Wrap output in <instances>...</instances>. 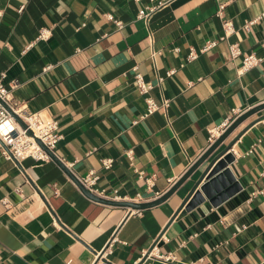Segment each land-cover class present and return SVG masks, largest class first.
Instances as JSON below:
<instances>
[{
  "label": "crops",
  "instance_id": "obj_1",
  "mask_svg": "<svg viewBox=\"0 0 264 264\" xmlns=\"http://www.w3.org/2000/svg\"><path fill=\"white\" fill-rule=\"evenodd\" d=\"M152 3L0 0L5 85L59 122L56 154L76 176L95 171L96 187L122 201L163 195L214 142L212 129L264 102V17L245 26L264 13V0H173L140 18ZM222 3L236 29L226 39ZM44 27L50 36L38 39ZM192 50L200 55L189 61ZM251 53L262 60L241 73ZM137 71L154 84L157 103L169 100L145 118ZM231 142L240 189L191 209L182 204L208 161L166 200L134 210L89 198L54 159L18 162L0 149V264H264V109L214 155Z\"/></svg>",
  "mask_w": 264,
  "mask_h": 264
},
{
  "label": "built area",
  "instance_id": "obj_2",
  "mask_svg": "<svg viewBox=\"0 0 264 264\" xmlns=\"http://www.w3.org/2000/svg\"><path fill=\"white\" fill-rule=\"evenodd\" d=\"M173 0H151L152 5L148 7V12L145 14H140V18L149 19L153 12L164 7L165 5L171 3ZM225 4L222 3L219 6L217 15L222 18V25L224 34L221 39H226L232 33L235 32V25L231 19H228L224 15ZM22 8V7H21ZM5 8L0 4V17L3 15ZM264 17V13L252 19L246 23V28L254 24L256 21ZM119 27L122 26L121 21H117ZM50 36V29L44 27L40 30L38 39H47ZM218 40H212L206 43V45L201 49V52L207 51L208 49L217 45ZM243 53L238 43H233L230 45V56L231 58H237ZM188 60L191 61L200 55L197 51L192 50L188 54ZM261 58L256 56L254 53L244 54L243 63L240 68V72H246L258 65L261 62ZM176 69L170 70L168 75H172ZM264 76V73H263ZM5 74H0V125L4 124V128L0 126V149L1 155L6 159H15L18 162L25 158L32 157L36 161L47 162L52 160L51 155L48 150L56 153V147L59 141L63 138L60 132L59 122L55 119H50L44 117L40 112L30 111L26 105L14 99L11 94L10 89L4 83ZM163 77L159 78V82L163 81ZM135 82L140 94L145 96L147 103V110L142 115L141 118L147 117L159 110L161 107H167L169 100L165 99L162 104H159L150 95L151 90L154 88V84L145 80L144 75L137 71L135 73ZM4 102L9 109H11L22 121H19L12 112L4 106ZM246 110L234 111V114L223 122L220 126L212 129L210 132V140L215 141L230 125L231 123ZM131 151H129L130 154ZM114 159L105 158L102 163L103 166L108 169L113 165ZM81 183L91 192L95 193L104 198L119 200L116 191L114 195H109L105 189L99 190L96 187L98 175L95 171H91L88 175L84 177H78ZM3 203L9 206V200L7 198L3 199ZM165 259H169V256H165Z\"/></svg>",
  "mask_w": 264,
  "mask_h": 264
},
{
  "label": "water",
  "instance_id": "obj_3",
  "mask_svg": "<svg viewBox=\"0 0 264 264\" xmlns=\"http://www.w3.org/2000/svg\"><path fill=\"white\" fill-rule=\"evenodd\" d=\"M8 109L9 107L4 103ZM264 109V102L260 103L250 109H247L244 113L239 115L231 125L208 147V149L193 163V165L180 177L176 183L170 187L163 195L157 199L149 202H135V201H122L101 197L88 190L76 176L63 162L56 153L48 150L52 159L57 161L63 169L72 177L73 181L80 187V189L91 199L117 205L126 206L134 210H141L153 205H156L166 200L198 167L208 161V165L204 172L193 186L189 195L182 204L186 209H191L203 202L206 198L210 199L214 204L225 200L228 196L237 192L240 187L235 183V176L230 169V164L235 160L234 154L230 151L233 142L228 144L222 151L214 155L217 149L223 144V142L232 134V132L247 118ZM12 114L19 120V117L9 109ZM22 122V121H21ZM214 155V156H213ZM213 156V157H212ZM212 157V158H211ZM211 158V159H210Z\"/></svg>",
  "mask_w": 264,
  "mask_h": 264
},
{
  "label": "bare ground",
  "instance_id": "obj_4",
  "mask_svg": "<svg viewBox=\"0 0 264 264\" xmlns=\"http://www.w3.org/2000/svg\"><path fill=\"white\" fill-rule=\"evenodd\" d=\"M0 126H1V128H4V126H5V125H4V124H2V125H0Z\"/></svg>",
  "mask_w": 264,
  "mask_h": 264
}]
</instances>
